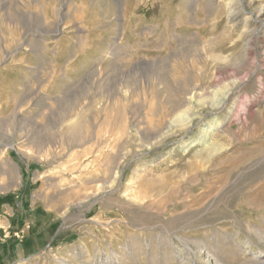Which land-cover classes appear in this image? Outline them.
Returning <instances> with one entry per match:
<instances>
[{
	"label": "rangeland",
	"instance_id": "1",
	"mask_svg": "<svg viewBox=\"0 0 264 264\" xmlns=\"http://www.w3.org/2000/svg\"><path fill=\"white\" fill-rule=\"evenodd\" d=\"M22 191L61 230L7 264H264V0H0Z\"/></svg>",
	"mask_w": 264,
	"mask_h": 264
},
{
	"label": "crops",
	"instance_id": "2",
	"mask_svg": "<svg viewBox=\"0 0 264 264\" xmlns=\"http://www.w3.org/2000/svg\"><path fill=\"white\" fill-rule=\"evenodd\" d=\"M78 70L74 69L75 74ZM56 214L46 206L24 202L23 191L18 195L0 193V264L27 257L49 245L61 230L60 225L55 227Z\"/></svg>",
	"mask_w": 264,
	"mask_h": 264
},
{
	"label": "bare ground",
	"instance_id": "3",
	"mask_svg": "<svg viewBox=\"0 0 264 264\" xmlns=\"http://www.w3.org/2000/svg\"><path fill=\"white\" fill-rule=\"evenodd\" d=\"M21 18V17H20ZM245 24V23H244ZM141 65V64H140ZM119 100V99H118ZM182 100H184V99H182ZM187 100V99H186ZM182 105H185L186 104V102L185 103H181ZM221 105V104H220ZM240 106V105H239ZM239 110V109H238ZM66 114V113H65ZM117 114V113H116ZM68 115V114H67ZM67 115H66V117H67ZM64 117L63 115H60V117ZM69 117V116H68ZM65 118V117H64ZM63 119V118H62ZM192 119H194V116L192 117L191 116V118L189 119V121L187 122L188 124L189 123H191L192 122ZM213 123V122H212ZM190 127H188V129H189ZM212 128V124H210L209 125V127H206V133L204 134V136H206L207 135V133H208V131L210 130ZM205 130V129H204ZM71 131L73 132V134L74 135H77L78 133H80L81 132V126H80V124H77V125H75L72 129H71ZM204 133V132H203ZM63 134H64V132H63ZM77 137V136H76ZM202 140H204V139H202ZM117 183L116 182H112V183H108V185H106V186H104L103 188H101V190H103V192H106V193H108V192H110V191H113V189L115 188V185H116ZM117 186V185H116ZM129 189H130V187H129ZM211 249V248H210ZM219 256V255H218ZM216 258H215V260H220V259H218L217 258V256H215ZM222 263V262H221ZM249 264V263H248Z\"/></svg>",
	"mask_w": 264,
	"mask_h": 264
}]
</instances>
